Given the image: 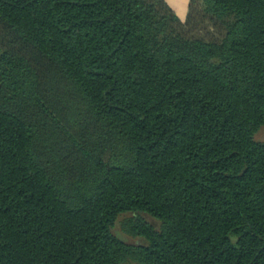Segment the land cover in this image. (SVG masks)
I'll return each instance as SVG.
<instances>
[{
    "label": "trees",
    "instance_id": "obj_1",
    "mask_svg": "<svg viewBox=\"0 0 264 264\" xmlns=\"http://www.w3.org/2000/svg\"><path fill=\"white\" fill-rule=\"evenodd\" d=\"M263 128L264 0H0V264H264Z\"/></svg>",
    "mask_w": 264,
    "mask_h": 264
},
{
    "label": "rangeland",
    "instance_id": "obj_2",
    "mask_svg": "<svg viewBox=\"0 0 264 264\" xmlns=\"http://www.w3.org/2000/svg\"><path fill=\"white\" fill-rule=\"evenodd\" d=\"M256 139L258 141H264V128L257 134ZM131 215H123L120 217L118 223H117V227H116V231L128 242L134 243L137 242L138 239L133 237L129 231H128V227H127V222L129 221Z\"/></svg>",
    "mask_w": 264,
    "mask_h": 264
},
{
    "label": "crops",
    "instance_id": "obj_3",
    "mask_svg": "<svg viewBox=\"0 0 264 264\" xmlns=\"http://www.w3.org/2000/svg\"><path fill=\"white\" fill-rule=\"evenodd\" d=\"M181 19L187 17L191 0H166Z\"/></svg>",
    "mask_w": 264,
    "mask_h": 264
}]
</instances>
